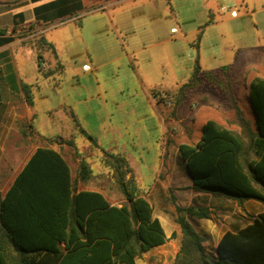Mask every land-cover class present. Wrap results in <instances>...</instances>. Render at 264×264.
I'll return each instance as SVG.
<instances>
[{
    "label": "rangeland",
    "instance_id": "1",
    "mask_svg": "<svg viewBox=\"0 0 264 264\" xmlns=\"http://www.w3.org/2000/svg\"><path fill=\"white\" fill-rule=\"evenodd\" d=\"M89 4L92 8L88 7L90 11L79 23L67 20L48 29L61 64L52 83L40 77L35 62L29 63L39 106L53 113L48 121L40 114L37 123L44 124V132L76 131L77 143L73 145L92 169L88 186L101 185L98 144L125 154L136 174L126 173L125 179L134 177L139 190L148 186L155 169L150 151L153 144L143 142L159 137L162 128L140 79L162 86L187 82L198 55L202 69L217 70L218 74L215 80L201 77V82L185 89L184 109L191 116L198 113L197 124L203 117L200 114L208 113L236 128L231 124L235 118L232 108L239 103L255 122L248 88L253 78L264 75V0H109L102 5ZM33 59L36 61V56ZM224 66L228 69L219 70ZM159 100L170 106L173 103L168 94ZM204 102L217 105L214 112L205 109ZM69 106L75 110L76 121L67 116ZM120 169L125 170L117 169L112 181L107 176L105 183L117 184L115 193L123 204L127 200L117 181ZM195 201L201 202V196ZM173 243L176 249L169 253L163 248L145 256L142 253L140 264H174L180 247L178 240L170 243L172 247Z\"/></svg>",
    "mask_w": 264,
    "mask_h": 264
},
{
    "label": "trees",
    "instance_id": "2",
    "mask_svg": "<svg viewBox=\"0 0 264 264\" xmlns=\"http://www.w3.org/2000/svg\"><path fill=\"white\" fill-rule=\"evenodd\" d=\"M7 41L0 38V45ZM41 61L39 54V66ZM217 74V70H203L197 58L182 90L197 85L201 77L215 80ZM26 88L24 84L28 93ZM250 97L255 125L235 105L231 124L236 128L209 119L196 144L180 145L194 190L221 194L239 204L250 198L264 203V78L251 81ZM28 100L32 102L31 97ZM116 159L118 169L126 163L125 158ZM36 161L49 168L33 166ZM91 171L88 162L82 161L78 177L87 181ZM127 171L120 169L118 175L127 202L110 205L101 192H77L62 155L39 147L5 196L0 194V264H136L137 257L167 237L135 178L125 179ZM189 217L209 218L210 209L176 205L182 239L174 264H264V212L245 227L225 232L216 254L207 250Z\"/></svg>",
    "mask_w": 264,
    "mask_h": 264
},
{
    "label": "crops",
    "instance_id": "3",
    "mask_svg": "<svg viewBox=\"0 0 264 264\" xmlns=\"http://www.w3.org/2000/svg\"><path fill=\"white\" fill-rule=\"evenodd\" d=\"M106 1L109 0H0V30H4L0 32V38H9V41L0 45L1 197L5 196L16 177L30 164L36 150L39 147H49L59 152L68 164L72 183L77 192L98 191L104 194L110 205H122V199L115 193L118 190L117 184L113 186L105 183V179L108 176L111 180L117 174L119 163L116 158L119 156L126 160L122 167L128 169L127 175L131 174L136 177L134 165L125 154L98 144V175L101 176L99 179L101 185L99 184L96 188L88 186L87 181L81 180L78 177L80 164L82 160H87L81 158L76 146L73 145L77 143L76 131L69 128L66 131L60 130L55 133L44 132L41 129L44 124L41 122L40 126V122L37 123L38 116L43 113L42 115L44 118L47 116L46 121H48V118L52 119L53 113L51 109L39 106L35 83L29 73V63L33 61L37 64L40 77L45 82L52 83L54 73L61 68V64L56 47L48 36V29L67 20L79 23L85 13L90 11L89 8L93 6L89 2L102 5ZM39 54L42 60L41 66H39ZM34 56H36V61L33 59ZM197 58L199 59V55ZM104 63L98 64V68ZM86 66L85 63L84 67ZM256 77L264 78V75ZM140 83L154 117L157 118L162 128V134L159 137L156 139L149 137L143 142V144H153V147L150 146V151L153 150L155 169L152 172V181L141 190L143 196L151 203L154 216L161 221L167 237L166 242L144 252L143 255H149L153 249L157 248H163L166 253L172 252V249L176 248L174 243V247L170 243L175 239L178 240V248L180 247L182 228L176 221L177 204L184 207L201 204L210 209L209 218L189 217V219L204 237L207 250L216 254L218 243L224 233L229 230L235 231L252 223L259 213L264 212V203L250 198L239 204L238 201L221 194L194 190L191 187L192 175L182 155L180 145L183 143L196 144L201 139L203 124L209 119L232 129L234 127L208 113L200 114L203 117L197 124L198 113L191 116L188 109L183 107L187 95L185 96L182 86L186 82L173 86H162L148 83L141 78ZM24 84H27L26 89L32 102L28 100L30 97L24 89ZM163 92H166L172 99L171 106L159 100V94ZM204 103L208 111L214 112L217 107V105L214 107L213 104ZM194 104L196 106V103ZM237 106L244 110L239 103ZM232 109H235V106ZM74 111V108L69 106V111L66 113L69 119L76 121ZM250 121L252 125H255L256 117L255 122L251 119ZM84 134L87 135L86 132ZM48 165L38 161L33 164L35 167L47 166L49 168ZM114 181L117 183L116 179ZM199 195L203 203L202 201L196 203L195 200ZM173 233L176 235L175 238H173ZM136 264H140L138 257Z\"/></svg>",
    "mask_w": 264,
    "mask_h": 264
},
{
    "label": "built area",
    "instance_id": "4",
    "mask_svg": "<svg viewBox=\"0 0 264 264\" xmlns=\"http://www.w3.org/2000/svg\"><path fill=\"white\" fill-rule=\"evenodd\" d=\"M42 65H45V64L42 63ZM159 97L166 99V98H167V94L164 93V92H163V93H160V94H159Z\"/></svg>",
    "mask_w": 264,
    "mask_h": 264
},
{
    "label": "water",
    "instance_id": "5",
    "mask_svg": "<svg viewBox=\"0 0 264 264\" xmlns=\"http://www.w3.org/2000/svg\"><path fill=\"white\" fill-rule=\"evenodd\" d=\"M188 167H189V166H188ZM189 170H190V173H191V175H192V171H191L190 167H189Z\"/></svg>",
    "mask_w": 264,
    "mask_h": 264
}]
</instances>
